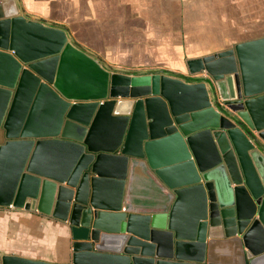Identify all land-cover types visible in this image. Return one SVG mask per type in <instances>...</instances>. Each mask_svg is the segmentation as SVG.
<instances>
[{
  "label": "water",
  "instance_id": "95a60500",
  "mask_svg": "<svg viewBox=\"0 0 264 264\" xmlns=\"http://www.w3.org/2000/svg\"><path fill=\"white\" fill-rule=\"evenodd\" d=\"M0 207L64 224L65 264H264V36L122 71L0 0Z\"/></svg>",
  "mask_w": 264,
  "mask_h": 264
},
{
  "label": "crops",
  "instance_id": "0c3cea01",
  "mask_svg": "<svg viewBox=\"0 0 264 264\" xmlns=\"http://www.w3.org/2000/svg\"><path fill=\"white\" fill-rule=\"evenodd\" d=\"M26 13L67 26L115 69L182 72L188 58L264 36V0H21ZM140 176L135 192L144 189ZM138 188V189H137ZM0 252L65 264V225L37 211L0 207Z\"/></svg>",
  "mask_w": 264,
  "mask_h": 264
},
{
  "label": "rangeland",
  "instance_id": "374dc122",
  "mask_svg": "<svg viewBox=\"0 0 264 264\" xmlns=\"http://www.w3.org/2000/svg\"><path fill=\"white\" fill-rule=\"evenodd\" d=\"M263 36V35H262Z\"/></svg>",
  "mask_w": 264,
  "mask_h": 264
}]
</instances>
